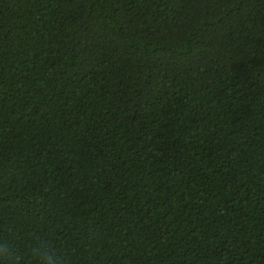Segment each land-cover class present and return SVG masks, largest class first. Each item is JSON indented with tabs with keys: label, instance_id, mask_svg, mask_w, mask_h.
Wrapping results in <instances>:
<instances>
[{
	"label": "trees",
	"instance_id": "16d2710c",
	"mask_svg": "<svg viewBox=\"0 0 264 264\" xmlns=\"http://www.w3.org/2000/svg\"><path fill=\"white\" fill-rule=\"evenodd\" d=\"M73 264H264V0H0V239Z\"/></svg>",
	"mask_w": 264,
	"mask_h": 264
},
{
	"label": "clouds",
	"instance_id": "9594fccd",
	"mask_svg": "<svg viewBox=\"0 0 264 264\" xmlns=\"http://www.w3.org/2000/svg\"><path fill=\"white\" fill-rule=\"evenodd\" d=\"M0 264H73V256L67 244L37 233L23 246L0 239Z\"/></svg>",
	"mask_w": 264,
	"mask_h": 264
}]
</instances>
